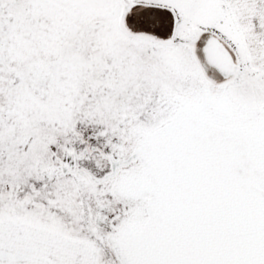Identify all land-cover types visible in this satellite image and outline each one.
<instances>
[{
    "label": "snow or ice",
    "instance_id": "obj_1",
    "mask_svg": "<svg viewBox=\"0 0 264 264\" xmlns=\"http://www.w3.org/2000/svg\"><path fill=\"white\" fill-rule=\"evenodd\" d=\"M0 264H264V0H0Z\"/></svg>",
    "mask_w": 264,
    "mask_h": 264
}]
</instances>
